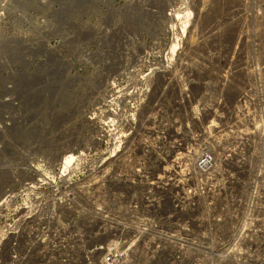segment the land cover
<instances>
[{"label": "rangeland", "instance_id": "obj_1", "mask_svg": "<svg viewBox=\"0 0 264 264\" xmlns=\"http://www.w3.org/2000/svg\"><path fill=\"white\" fill-rule=\"evenodd\" d=\"M109 4L113 14H110L108 23L110 22V26L116 31H112L113 35L108 41L110 53L98 57L86 55L97 46L90 44L89 49L84 47V35L80 36L77 48L72 47L74 9L70 0H47L45 3L42 0H0V246L6 240L8 222L13 210H16L15 215L22 217L32 209L38 213L48 211L54 203L66 206L69 201L66 191L69 189L65 191L64 188L71 183L67 175L71 171L83 178L90 169L118 170L122 167L120 161L113 158L122 155L124 144L132 151L135 150V154L141 153L140 143H129V139L127 140L133 127L148 128L150 122L161 120L162 123H168L166 126L169 123L175 124L179 134L187 127H207L211 124L209 121L213 114L212 124L222 116L221 123L225 131L228 122H233L228 113L230 107L226 104L233 103L234 92L237 93L242 87L244 90L248 88L249 82L245 75L247 69L254 68V75L248 76L249 80L254 81V86L258 89L261 87V92L264 90V0H198L193 6L192 27L189 21L186 22L187 18L181 22L183 30L189 23L186 37L182 30L174 32L178 30L177 20L181 21L185 10L184 0H110ZM122 7L126 9L124 14L123 11L119 13ZM171 8L174 13L172 18L167 13ZM201 8L202 12L208 10L211 13L202 19L204 13L200 16L196 13V9ZM187 13L191 12L188 10ZM84 15L93 23H97L101 18V14L94 9ZM120 17V23L124 21V29L118 30ZM214 27L216 31L209 35V31ZM109 31L110 27L107 29V32ZM115 33H120L122 37L116 38ZM198 33L199 36L208 34L206 40L198 42L195 46L187 45L183 53L185 38L189 35L195 37ZM49 34L61 35V43L46 46ZM94 39L96 40V37ZM56 45L59 47L56 48ZM197 46L199 47L196 48ZM79 49L83 50L80 55L76 53ZM116 49L121 50L119 56ZM202 50L205 51L201 52ZM188 59H196V62H204L205 65L211 64L212 69L219 72L220 76L226 74L228 82L238 79L233 83L239 90H234L228 85L217 93L204 82L207 78H202V75L205 74L200 75L199 72L201 81H196L199 78L194 79L192 72L194 74L195 71L188 67ZM169 61L173 63L170 67ZM169 73L174 76L172 87L169 86ZM96 74L103 78L94 80ZM185 87L189 92V101L185 95ZM230 91L232 93H229ZM263 97L264 92L260 98L257 95H251L250 100L245 98L244 104L249 105L251 102L249 107L253 111L247 113L250 114V121L242 120L246 121L249 127H252L251 123L257 124V120L258 126L264 122ZM257 98L259 100H256ZM142 106H147L148 113L152 110L153 115L145 120L146 123L140 125L139 114L142 109L145 111ZM172 107L176 114L171 110ZM258 112H261V115ZM112 117L114 124L122 127V131L116 132L115 136L109 122ZM245 118H248V115ZM240 121L238 118L236 122ZM156 128H148V136L144 139H151L156 143L153 145L157 151L153 154L154 157H160L149 156V144L141 151L149 160H157L160 165L163 157L166 160L168 158V161L175 156L183 158L182 154L186 153L187 149L199 151L200 147H204L197 143L199 138H203L198 129L191 131L194 135L192 140L197 143L194 144L191 139L181 140L180 143L171 142L170 139L161 141L155 138L158 136ZM90 131L92 134H89ZM173 132L172 129L171 133ZM172 135L175 139L179 138L176 134ZM119 138L120 145H114L113 140ZM207 146L213 149L217 144ZM230 146L228 145L229 148ZM218 150L213 156L216 167H219L216 161L220 157ZM80 151L83 152V159L78 158L79 161L75 163L76 155L81 156ZM71 154L74 157L70 162H66V157ZM169 154L171 155L167 157ZM194 155L196 157L197 152ZM262 162L256 160L254 172L258 178L256 183L260 185H264V175L260 172ZM131 163L135 165L136 159ZM221 164L224 169L222 174L228 183L227 191L235 192L236 177L242 181L241 200L238 204L240 208L232 210L223 224L234 226L238 222L241 231L248 230L251 221L255 220L252 216L248 217L251 213V201L260 190L253 189L256 177L245 174L246 168L236 169L232 164ZM227 167L231 168L229 173H225ZM61 170L64 175L58 174ZM203 171L197 175L199 182H203L204 177L212 170L206 168ZM220 176H217V180H220ZM191 177L193 184L194 176ZM29 183L30 187L36 185V188H26L23 193L22 187ZM112 184L118 185V182ZM39 185L44 190H41ZM56 187L59 188L58 191H55ZM207 192L210 190L207 189ZM115 193L118 191L109 192L112 201L116 200ZM137 194L139 195V192ZM221 195H218V198ZM256 198L252 209L253 216H258L259 219L264 212V191L257 194ZM206 199L208 204L210 198ZM44 200L47 202V205L43 204L45 206L42 205ZM114 207L121 208L117 205ZM201 208L202 206L198 207L196 213H199ZM206 208H211L215 213L218 204ZM189 212L192 213L191 210ZM20 221L16 220V224ZM211 223L209 227L214 224L212 220ZM12 225L13 223L9 227ZM178 226L182 225L175 224L172 228L177 229ZM218 229L223 231L220 227ZM215 233L222 235L220 232Z\"/></svg>", "mask_w": 264, "mask_h": 264}, {"label": "built area", "instance_id": "obj_2", "mask_svg": "<svg viewBox=\"0 0 264 264\" xmlns=\"http://www.w3.org/2000/svg\"><path fill=\"white\" fill-rule=\"evenodd\" d=\"M184 2L185 10L182 19L181 21H179L180 19L177 20L178 25L176 28H178V30L174 32L176 33L182 30V34L184 32L186 37L188 34L186 30H188L189 23L186 24V28L183 30L181 22L184 19L187 6L192 4L190 8L194 10L193 4L195 5L198 0H184ZM109 5L108 2V4L103 7L102 16L97 23L88 20L86 16L85 22L99 26V28L107 27L110 18ZM81 6H86L82 15H84L85 12H89V10H96L97 8L88 3H83ZM119 13L121 14L122 12L119 11ZM167 13L168 16L171 17V15L174 14L173 9L171 8ZM120 20L121 17L119 18V24L121 25H119V28L124 29V21L120 23ZM80 27H82L83 30V25L78 23L73 27L74 29L71 32V35L73 34L74 36V45L76 39L78 44L80 36H85L82 32L78 33V31H80L78 28ZM216 27L211 29L208 34H213L216 31ZM110 28L113 27L110 26ZM107 29H109V27L106 28V31ZM199 34L200 33L196 34L195 37L189 35L190 40L187 45L195 46L198 42L206 40L208 34H201L200 36ZM51 35L52 34L47 35L49 41L45 42L46 46L61 43V35ZM85 37L86 40L83 41V45H87L90 39L95 40L94 38L96 35H93V37L89 39L88 36ZM192 39L194 40L192 41ZM52 40L56 41L52 42ZM100 43L101 41H92L89 45L91 44L92 46L95 44L99 46ZM187 45L184 42L183 53ZM106 46H108V42H106L105 47ZM204 51L205 50H202L201 52ZM186 54L187 53H185V55ZM184 58H186V56H184ZM194 61H196V59ZM190 62H192L191 59L190 61L188 59L187 64L189 65ZM171 64L169 61V67L172 66ZM237 80L238 79H234L235 82ZM248 87L249 88L246 89L249 90L248 92H234L232 94L233 103L226 104L230 107L228 113L233 119V122H228V125L225 126V131H223L222 128V116L216 119L215 124H212V121H214L213 114L209 121L211 124L207 125V127L198 125L189 127V130L185 128L188 138H184L183 140L193 138L191 135L192 129L200 130V135L203 137L199 140V145H204V147H200V152L197 150L196 156L203 154L205 148L210 149L207 145L217 144L220 146L218 151H225L229 149V142L232 143L239 139L240 141H244L245 145H240L238 150L240 152L245 151L244 155L248 154V156H254L256 160H259L260 153L257 151L258 146L260 151H264V142L260 144L264 139V122L259 127L257 124H250L252 127H249L247 122H236L238 118L243 120L247 116V113L250 112L249 105L244 104L245 98L250 99L251 95L260 97L262 94L261 87L259 89L255 87L254 81L251 82V86L248 85ZM235 90H238V88ZM185 95L189 101L187 87H185ZM171 110L174 111V107H172ZM183 110L185 109L183 108ZM248 120L249 114L247 121ZM109 122L111 123V125H109L111 129H113L112 133L114 136L116 131H122L121 126L119 127L117 125L118 128L114 124L113 117ZM169 128L173 129V127ZM238 128L242 130L241 133H237ZM173 131L174 132L171 133V130L168 134H176L179 132V129H175L174 127ZM89 134H92L91 131ZM227 153H229V151H227ZM262 160H264V152L262 153ZM90 171H88L86 175H89ZM70 174L72 178L69 179V181L72 179L83 180V178H86V175H84L83 178H79L80 176L72 171L67 175ZM253 176L256 177L255 187H257V189L262 188L261 185L259 186V184L256 183L258 182L257 175L253 173ZM262 181H264V178H262ZM32 186L33 187H30L29 183L28 185H24L21 190L24 193L26 188H36V185ZM199 187L204 188L206 186L200 184ZM40 189L44 190L41 187ZM77 189L82 190L83 184ZM77 189H69L68 191L71 193L72 197L77 198L78 203L72 200H69L70 204L68 206L56 205V203H54L53 207L48 211H41L38 213L32 209L26 212L22 217L15 215L16 210H13V212H11L10 221L8 222L6 240L0 246V264H16L18 260L20 261L18 264H264V212L259 211L262 212V216L258 219V216H253L254 211L252 209L256 204V195L260 194L262 189L255 194L254 200L251 201V213L248 215V217L252 216L255 218L253 221L254 225L251 227L250 231L255 230L257 235L241 232L238 222L234 226L217 222L220 228L229 233L224 237H219L217 234L208 232L206 235H201L198 231H194V223L187 224L190 218L192 219L191 212H187L188 220H186L184 217L181 218L178 215L176 216V213L180 216L183 214L177 209L174 211H166V207H164L165 204L159 207H156L155 204L148 205L147 202L153 200V197L157 195L155 192H158L160 195L164 192L167 193L166 191L173 192L175 190V186L173 185L167 187L166 190H163V188H156V191H151V193L147 191L149 195L148 197H144V206L153 211V216L142 215L141 206H138L132 209L129 215H118L117 221L120 224L115 223L109 228H106V224L111 220V216H109L112 211L111 207L106 203L97 204L91 199L88 201V199L80 193L75 195L74 191H77ZM187 202L188 205H190L188 206V210L195 206L191 205V200H187ZM129 204L130 207L134 206L131 203ZM262 208L264 209V199L262 200ZM170 216L177 217L176 224L182 225L187 229V233L177 237V240L171 239L166 233L167 231H171L174 221H166L164 218H170ZM18 219L21 220L19 224H15L10 228L9 226ZM150 220H153V222ZM30 225H33L34 228H31ZM72 225L77 230H75ZM56 227H60V230L54 233L56 242L51 245L47 243V236L50 235V231ZM156 227H158V229H156ZM212 229L213 225L207 230L212 231ZM190 241H193V243ZM5 246L8 249H6ZM56 246L59 248H55ZM14 249H21L23 251L19 253L14 251ZM250 257L256 260H248Z\"/></svg>", "mask_w": 264, "mask_h": 264}, {"label": "bare ground", "instance_id": "obj_3", "mask_svg": "<svg viewBox=\"0 0 264 264\" xmlns=\"http://www.w3.org/2000/svg\"><path fill=\"white\" fill-rule=\"evenodd\" d=\"M42 2L45 3V2H47V0H42ZM108 2H109V0H70L71 7H73V9H74L73 10V16H74L73 27H75V25H77L78 23H81L83 25V30H82V27L78 28V30H80V31H78V33L82 32V33L85 34V36H88V38H92L93 35H96V40L90 39L87 42V45L85 44L83 46L84 47H88V49H89L90 47L88 45H89L90 42H92V41L93 42L94 41L95 42L101 41L100 45L97 46V48L95 50L91 49V50H89V52L86 53L87 56L96 55L98 57H103L106 53L109 54L110 53V49L107 46L105 47V45H106V42H108L110 40V36L113 35V34H111L112 31L115 32L116 29H114V27H113V28H111V31H109V32L106 31V28L110 27V22H109L107 27H102V28H99V26H95V25L90 24V23H86L85 22V15H82V12L86 8V6H81V4L88 3L89 5H91L93 7H97L96 11L98 12V14H102V9H103V7L105 5L108 4ZM190 5H192V4H190ZM190 5L187 6L186 9H187V12L189 10L191 13L189 14V13L185 12L184 19L187 18L186 22L189 21L190 26L192 27L191 20L194 18V15H193V10L190 8ZM193 6H194V4H193ZM61 8H63V6H61ZM108 9H109V14H113L110 5L108 6ZM149 10H152V9H149ZM122 11H123V13L126 12L125 7L121 8L120 12H122ZM164 11H166V10H164ZM202 11H203L202 8L201 9H196V13L199 14V16L204 13L202 15V19H203L204 16H207V14L211 13L208 10L204 11V12H202ZM125 22H126V19H125ZM199 22H200V20H199ZM184 23H185V21H184ZM184 27H185V25H184ZM73 29L74 28H72V31H73ZM196 29H197V31L199 30L198 26H197ZM118 30H120V28H118ZM115 36H116V38L117 37H122V35L120 33H115ZM185 39L186 40L184 42L187 45V43L189 42L190 36L185 38ZM77 45H78L77 44V39H76V42H75V45H74V36L72 35V47L76 49ZM55 47L57 48L58 46L56 45ZM198 47L199 46H197L196 48H198ZM82 51L83 50L79 49L78 51H76V53H78L80 55V53ZM115 51H116L117 56H119L121 50L120 49H116ZM185 53H187V52H185ZM248 58L250 59V57H248ZM171 63L172 62L170 61V64ZM220 63H221V61H220ZM196 65H197V68H196ZM199 65H201L200 68L198 67ZM188 66L190 67L191 70L195 71L194 74L192 72V75H193L194 79H198L199 78L196 81H201L200 75L201 74H205V75H202L203 76L202 78H207V80L204 81V82L206 84H208V86H211L212 89L215 92H217V93H220L221 91H223V89H225V86H228V85L231 86L234 90L236 89V84L233 83L234 80H232L231 82H228V79H226V74H224V76H222V75L220 76L219 72H216V71H214L212 69L211 64L205 65L204 62L192 61V62H190V64ZM263 68H264V66H263ZM197 69H200V71L199 70L197 71ZM240 69H242V68H240ZM239 71H241V70H239ZM198 72L200 73V75H199ZM226 72H227V70H226ZM242 73H243V71H242ZM169 74H170L169 75V79H168L169 80V86L171 85V87H172L173 81H174L173 80L174 76L171 73H169ZM197 75H199V76H197ZM245 75H246V77L248 79L249 86H251V82H250L248 76L252 77V75H254V68L251 67V69H249V70L247 69ZM240 77H241V75H240ZM101 78H103V76L96 74L94 80H98L99 81ZM241 82H242V80H241ZM239 84H240V82H239ZM244 85L247 86V83H245ZM196 88H198V87L196 86ZM238 90H239V88H238ZM248 91L249 90H244L243 87L239 90L240 93H244V92H248ZM263 92H264V90H263ZM263 92H262V94H263ZM88 94H90V93H88ZM256 100H258V98ZM262 102H263V100H262ZM244 103H245V101H244ZM252 103H254V102H252ZM197 104H198V102H197ZM250 104H251V102H250ZM192 106H195V105H192ZM256 106H257V103H256ZM143 108L145 109L146 112L142 109L141 113L139 114L140 117H139L138 121H139L140 125L143 124V123H146L145 120H147V118H151L152 115H153L152 110H150V113H148L147 106H144ZM205 108H207V107H205ZM259 109H257V110H259ZM192 110H194V109H192ZM192 110H191V112H192ZM205 110H207V109H205ZM200 112H201V110H200ZM206 112H208V111H206ZM251 112H253V111H251ZM263 112H262V116L264 117ZM186 113H187V111H186ZM258 113H260V115H261V112H258ZM206 114L207 113H205V115ZM199 117H201V116H199ZM251 117H252V115H251ZM254 118H255V116H254ZM244 119H247V118H244ZM143 120H144V122H143ZM252 120H253V118H252ZM257 121L259 122V120H257ZM160 122H161V120H160ZM160 122L152 121V122L149 123V126H148V128H152V129L157 127L156 130H157L158 136H156L155 138H158L161 141H163V140L167 141V140L170 139L171 142H174V143H179L184 138H188V136L186 135V130L183 128L184 131L182 130V132L179 133V134L176 133V135H178L179 138L175 139L173 137V135H169L167 133V131L170 133L171 130H172L169 127H173V129H174L175 124L171 123V124L166 126L165 124H168V123H165V122H163V123L161 122L160 123ZM244 122H246V121H244ZM258 122H257V125H258ZM187 125H188V123H187ZM130 126H132V125H130ZM142 128H143V126L133 127L132 128L133 129L132 133L129 136H127V140L129 139V143L130 142L131 143H140V152L141 153L135 154V150L132 151L131 149H129V147H126L127 145H125L124 142H122V144H124V149H123V151L121 153L122 155L120 157H114L113 158L115 161L119 160L122 167H120L118 170H110V171H106V170L104 171V170H100V169L99 170L91 169L90 174L86 175V178H83V180H76V179L70 180L71 183H70V185H68V186H66L64 188L65 191L68 190V189H77L80 185L83 184V189L82 190H78L77 189V191H74L75 195L80 193L83 196H85L88 199V201L91 199L92 201L96 202L97 204H102V203L108 204L111 207V209H112V211L110 212V215H109V216H111L110 217L111 220L108 221V223L106 224V228H109L110 226L114 225L115 223L116 224H120L117 221V217H118L117 214H119V216L129 215V213L132 211V209H134V208H136L138 206H141V214L142 215L153 216L154 215L153 211L151 209L145 208V206H144V199H145L144 197H148V195H149V193L147 191H149L151 193V191L152 192L156 191V188H163V190H166L167 187H169L170 185H173V186H175V190L173 192L166 191L167 193L164 192L162 195L158 194V192H155L157 195L153 197V200H151L150 202H147L148 205L155 204L156 207H159V206L165 204L164 207H166V211H174V210L177 209L179 212L183 213L181 218L184 217L186 220H188L187 219V216H188L187 212H189L191 210L192 211V213H191L192 219L190 218V221L187 222V224H193L194 223V231H198L199 234H201V235H206L207 232L211 233V234H216L215 232H220V233H222V235L218 234L219 237H224V236L228 235L229 234L228 232H225L223 234V231H225V230L220 231L218 229L219 226H218L217 222L223 224L225 218H227L228 216L231 215L232 210L240 208V207H238V204L240 203V200H241L240 192L242 190V187H241V182L242 181H241L240 178L236 177V180L234 181L236 183L235 192L234 193H230V190L227 191V189H228L227 188V184L228 183L224 179V175L222 174L223 173L222 170H224V169L222 168L223 165L221 163L223 162L225 164H228L229 166H231V164H232V166H234L236 169L237 168L238 169L239 168H246L247 172L245 174H249V175L252 176L253 173L255 172V169H256V158L254 156H248V154L244 155L245 151L240 152L238 150V147L240 145H245V142L244 141H240L239 139L234 141V142H232V143L229 142V144L231 145V146L230 145L229 146L231 148L226 149L225 151H223V150L219 151L220 152V157H219V159L217 158V160L215 159L216 161H218L219 167L214 166V160H213L214 159L213 156H214L216 150L219 149L218 145H217L216 148L213 147L214 150H212L211 148L210 149L209 148H205L203 150L204 151L203 154L198 155L196 157H194L195 156L194 154L196 152H198V151H195L193 149H190V150L187 149L186 153L183 152V154H182L183 158L181 156H177V158H176V156H175V158H173V159L169 158V161H168V158L166 160L165 157H163V159L161 161V165H160L157 160H149L144 155L143 151H141V150H143L144 146L149 144L150 145V150L148 151L149 156L153 157V158H156V157L159 158L160 157V156H155L154 157L153 153H155L157 151V149H156V147L153 144H156V143L152 142L151 139H148V140L144 139V137L148 136L147 135L148 128L144 127L143 130H142ZM187 130H189V127H187ZM116 132H115V134H116ZM241 132H242V130H240L238 128L237 129V133H241ZM195 134H197V133H195ZM192 136H194V135H192ZM195 136H197V135H195ZM199 139H201V138H199ZM196 141H198V139ZM120 142H121V138H119L116 141L113 140L114 145H120ZM192 142H193V140H192ZM225 142H222V143H225ZM263 142H264V139L260 142V144H262ZM197 143H199V142H197ZM189 144H191V143H189ZM181 145H184V144H181ZM184 148H186V147H184ZM235 150H237V151H235ZM191 151H194V153H191ZM227 151H229V153H227ZM257 151L260 153L259 161H261V162L263 161L262 164H260V168H261L260 172H261L262 175H264V160H262V153L264 151H260L259 146H258ZM80 152H81V156L76 155V159L74 161L75 163H77V161H79L80 159H83V152L82 151H80ZM199 152H200V150H199ZM207 152H208V154H207ZM133 153H134V156H133ZM170 155L171 154H169L167 157H169ZM73 157H74L73 154L68 155L66 157V162H70V160ZM130 157H132V158H130ZM192 157H194L193 160H192ZM197 157H198V160H197ZM78 158H79V160H78ZM133 159H136V164L135 165H133L131 163ZM246 161H249V163H247ZM151 162H153L154 164H152ZM200 162H202V163H200ZM248 164H249V166H248ZM209 166H211V167L208 168ZM206 168H208V170L211 169L212 171L207 173L208 176L204 177V181L203 182H199L197 175L200 172H204L203 170L206 169ZM230 170H231V168L227 167V171L225 173H229ZM62 172H64V171L61 170L60 172H58V174H60V173L62 174ZM62 175H64V174H62ZM192 175L194 176L193 184H192V181H191V179H192L191 176ZM218 175L219 176L221 175L220 176V180H217V176ZM71 178H72V175L71 174H70V176L68 175V179H71ZM159 180H162L164 182L163 183L159 182ZM112 182H118V185H113ZM254 182H255V180H254ZM200 184H204L206 187L201 188V187H199ZM207 185L209 186V188H207ZM259 186H260V184H259ZM261 186H262V188H259V189H262L261 190V192H262V191H264V185H261ZM176 187H177V189H176ZM27 189L29 190L30 188H27ZM58 189L59 188L56 187L55 191H58ZM135 189H136V192H135ZM207 189L210 190V192H207ZM253 189L256 190L257 187H255ZM112 190H117L118 191V193L114 194L115 197H116V200H114V201H112L110 199L111 197L109 196V192L112 191ZM138 192H139V195L137 194ZM66 193L68 195L69 200H72L73 202L78 203L77 198L76 197H72V195H71V193L69 191H66ZM220 194H222V195H221L220 198H218V195H220ZM204 196L210 198V201H209L208 204H206L208 202V200ZM187 200H191V205H195L193 208H191L189 210H188V206H190V205H188ZM129 203L133 204L134 206L130 207ZM216 203L218 204V209H219V210H217L218 212L216 211L214 213V212L211 211V208L210 209L206 208V207H214L216 205ZM43 204L47 205V202L44 200L42 202V205ZM69 204H70V201L66 202V206H68ZM88 204H91V203H88ZM114 204L119 206V207H121V208L114 207L115 206ZM43 206H45V205H43ZM200 206H202L201 211L199 213H196L198 207H200ZM116 212H118V213H116ZM177 215L180 216L178 213H176V216ZM164 220H166V221H168V220L169 221H174L173 225L176 224V217H171V216H170V218L165 217ZM211 220L214 222L212 231L207 230L209 228V225L212 224ZM150 221L153 222V220H150ZM15 224H16V221L13 222V225H15ZM253 225H254V223L251 221V223L249 224L248 230L247 229H243V231H241V229H240V231L243 232V233H248L250 235H252V234L253 235H257V232L255 230L250 231V229H251V227ZM32 228H34V226ZM74 229L77 230L75 227H74ZM156 229H158V227H156ZM59 230H60V227H56L52 231H50V235L47 236V243L53 245L56 242L54 233L56 231H59ZM170 232L167 231L166 233L169 235V237L171 239L177 240V237H180L182 234L187 233V229L184 226H178L177 229L171 228ZM37 242H38V240H37ZM190 242L193 243V241H190ZM55 248H59V247L56 246ZM14 251L22 253L23 250L14 249ZM248 260L254 261L256 259L253 258V257H250V258H248ZM19 262L20 261L18 260L16 262V264H18Z\"/></svg>", "mask_w": 264, "mask_h": 264}]
</instances>
